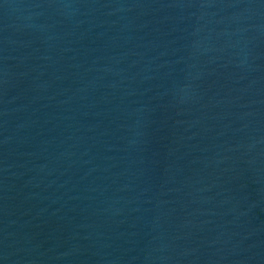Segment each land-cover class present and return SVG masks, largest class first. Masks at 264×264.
Returning <instances> with one entry per match:
<instances>
[{"label": "water", "instance_id": "95a60500", "mask_svg": "<svg viewBox=\"0 0 264 264\" xmlns=\"http://www.w3.org/2000/svg\"><path fill=\"white\" fill-rule=\"evenodd\" d=\"M0 264H264V0H0Z\"/></svg>", "mask_w": 264, "mask_h": 264}]
</instances>
